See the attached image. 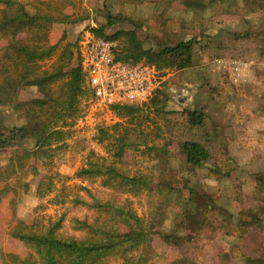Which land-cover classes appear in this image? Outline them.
I'll return each instance as SVG.
<instances>
[{
    "label": "trees",
    "instance_id": "16d2710c",
    "mask_svg": "<svg viewBox=\"0 0 264 264\" xmlns=\"http://www.w3.org/2000/svg\"><path fill=\"white\" fill-rule=\"evenodd\" d=\"M29 1L51 12H33L24 0H0V151L16 148L27 138L39 147L38 158L48 160L52 157L49 152L55 151L53 147L63 145L70 135V131L58 129L59 121L74 126L82 117L78 113V103L84 94L86 72L82 57L81 66L75 72H70L65 62L66 54L78 48L79 37L65 48L61 39L50 45L43 42L48 41L46 35L51 34L53 27L75 26L89 18L73 19L66 13L69 7H75V0ZM163 5L165 11L174 13L170 18L162 17L163 26L168 20H176L180 28L185 21L196 27L209 26L211 21L220 24L224 18L239 16L244 11L256 24L264 23V0H163ZM125 21L130 18L124 13H109L106 24L92 29V34L117 44L113 52L118 62L130 66L144 63L158 70L179 71L193 66L195 45L199 43L197 36L175 41L176 32H162L158 42L165 47L156 51L145 46L138 32L119 30L112 35L106 34L108 27ZM4 35L11 37L7 45L3 43ZM203 48L209 59L238 57L261 61L264 60V30L236 32L220 40L208 38ZM7 50L18 54L23 63V81L18 87L5 83ZM51 61L52 65L48 66L47 62ZM170 101L167 91L158 89L143 106H114L118 117L124 120L99 128L93 140L105 153L99 154L89 148L84 166L75 175L92 183L100 181L102 188L123 191L133 198L141 197L156 186L163 204L173 210L178 207L179 215L174 219L168 216V223L162 227L141 217L134 208L135 202L129 198L122 202L119 198H105L83 188L90 200L77 197L75 203L93 211L95 217L91 221L87 217L72 219V228L81 236L64 232L65 218L60 217L50 221L43 232L31 231L22 237L40 264H107L111 259L130 263L140 242L155 237L175 243L178 248L187 245L189 250L197 252L193 256L184 255L180 264H246L253 259L250 226L264 225V205L247 207L237 195V205L232 210L217 204L212 196H204L206 202L198 206L193 203L191 189H188L186 201L179 204L186 196L172 174L175 166L169 158L160 161L158 152L173 154L170 149L176 147L177 155L190 167H208L211 173L222 174L218 163L223 147L207 132L204 113L170 109ZM8 108L20 121L11 129L4 122ZM51 110H56L57 115L55 120L48 121ZM85 151L86 147L80 150L81 153ZM256 182V188L264 191L262 180ZM38 191L42 196L51 192L50 183L42 181ZM117 227L122 229L119 234L114 232ZM108 238L115 240L109 242ZM207 247H212L214 253L204 255L203 260L200 252ZM255 262L264 264V258Z\"/></svg>",
    "mask_w": 264,
    "mask_h": 264
},
{
    "label": "rangeland",
    "instance_id": "374dc122",
    "mask_svg": "<svg viewBox=\"0 0 264 264\" xmlns=\"http://www.w3.org/2000/svg\"><path fill=\"white\" fill-rule=\"evenodd\" d=\"M24 2L33 12H51L47 7L30 4L29 0ZM74 4L75 7H69L66 13L73 19H89L75 26H55L51 34L46 35L48 41L43 42L50 45L61 39L65 48L69 42H74L78 37L81 39L78 48H72L71 53L65 56L70 72H75L81 66V57L84 64L87 43L92 38L102 37L92 34V29H100V25L106 24L109 13H124L130 21L108 27L106 34L112 35L119 30L138 32L145 46L153 47L156 51L165 47V44L158 42L162 32H176L175 41L198 37L192 67L179 71L155 68L158 87L154 93L158 89H165L170 95V109L204 113L207 132L217 138L223 147V155L218 163L222 174L211 173L208 167H190L177 155L176 147L170 149L173 154L158 152L157 158L160 161L169 158L175 166L172 174L183 189V196H186L179 204L186 201L188 189H191L193 203L198 206L204 203V196H212L217 204L232 210L237 205V195L241 196L247 207L264 205V191L256 188L257 180L261 179L264 184V60L238 57L209 59L203 48L208 38L220 40L232 37L236 32L264 30V23L256 24L244 11L239 16L224 18L220 24L211 21L209 26L196 27L185 21L184 27L180 28L176 20H168L163 26L162 17L174 15L172 10L165 11L163 0H138L137 3L134 0H75ZM255 37L258 38L257 35ZM10 38L4 35V45ZM32 40L33 35L30 37ZM6 54L8 67L5 83L18 87L23 81V63L18 54L10 50ZM52 63L47 62V65L51 66ZM113 107H105L92 97L86 77L84 94L78 103V113L82 117L74 126L59 121L58 129L70 131V135L63 145L53 147L55 151L49 152L52 155L50 159H39V147H35L27 138L16 148L0 151V264H40L22 237L31 231L43 232L50 221L60 217L65 218L64 232L81 236L72 228V219L87 217L91 221L95 217L93 211L75 203L77 197L90 200L83 188L100 193L105 198H119L122 202L129 198L135 202L134 208L141 217L162 227L168 223V216L174 219L179 215L178 207L173 210L163 204L156 186L141 197L133 198L123 191L102 188L100 181L92 183L76 177L75 174L85 164L89 148L99 154L105 153L102 146L93 140L99 128L124 120L118 117ZM56 115L57 111L51 110L47 120H55ZM4 122L9 129L20 123L10 108L5 110ZM69 122L72 120L69 119ZM83 147H86L85 153L80 152ZM44 180L50 183L51 192L42 196L38 186ZM114 232L119 234L122 229L114 228ZM250 233L253 259L246 264H256L255 260L264 258V225L250 226ZM108 240L112 242L115 239ZM213 253V248L207 247L200 252V256L205 260L204 255ZM195 254L197 252L189 250L187 245L178 248L175 243L155 237L140 242L132 253V262L111 259L107 264H180L184 255Z\"/></svg>",
    "mask_w": 264,
    "mask_h": 264
},
{
    "label": "built area",
    "instance_id": "2783aa9c",
    "mask_svg": "<svg viewBox=\"0 0 264 264\" xmlns=\"http://www.w3.org/2000/svg\"><path fill=\"white\" fill-rule=\"evenodd\" d=\"M115 46L103 37L92 38L86 45L82 65L92 97L105 107L147 103L158 87L155 67L118 62Z\"/></svg>",
    "mask_w": 264,
    "mask_h": 264
},
{
    "label": "crops",
    "instance_id": "0c3cea01",
    "mask_svg": "<svg viewBox=\"0 0 264 264\" xmlns=\"http://www.w3.org/2000/svg\"><path fill=\"white\" fill-rule=\"evenodd\" d=\"M46 8V7H45ZM36 13H38V12H36ZM41 14V13H40ZM23 71V70H22Z\"/></svg>",
    "mask_w": 264,
    "mask_h": 264
}]
</instances>
